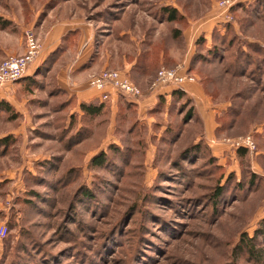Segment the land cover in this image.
<instances>
[{"label": "rangeland", "instance_id": "obj_1", "mask_svg": "<svg viewBox=\"0 0 264 264\" xmlns=\"http://www.w3.org/2000/svg\"><path fill=\"white\" fill-rule=\"evenodd\" d=\"M221 1L0 0L1 60L27 32L42 49L53 27H83L89 64L142 51L154 78L179 68L204 95L185 84L172 101L139 77L135 107L102 101L72 127L45 66L60 46L0 109V264H264V0ZM246 137L253 149L237 145Z\"/></svg>", "mask_w": 264, "mask_h": 264}, {"label": "crops", "instance_id": "obj_2", "mask_svg": "<svg viewBox=\"0 0 264 264\" xmlns=\"http://www.w3.org/2000/svg\"><path fill=\"white\" fill-rule=\"evenodd\" d=\"M57 29L53 27L48 32L45 42L42 44L41 52L36 61L29 68L25 80L16 84L7 85L0 93V101L7 102L9 104L11 103V105L14 106L13 92L20 87L22 91L28 89L32 82L31 80H33L37 74V70L48 63L50 58L54 57V53L59 49L60 46L62 47L63 51V53L61 52L62 58H65L69 52H73V54L78 53V56L76 55L74 61L67 60L66 64L63 66H59V62L62 58L55 60L58 57L56 56L51 63L48 65L46 64L45 66L50 67L47 69V74L55 70L54 80L57 85V89L62 93L69 95L67 102L71 99L73 100V104L70 106V108H72L73 111H76L74 114H76V116L78 115L77 117L82 115L80 110V105L82 103H95L99 102V100L100 103H103L100 93L91 88L89 85V80L93 75L104 70H117L127 74L135 84L138 83L139 77L146 80H150L153 77V72L155 70L153 69L154 62H145L143 59L141 60V63H139L142 51H140L132 60L125 56L122 60V67H120L121 64H113L110 60V54L108 53L105 55L104 62L96 65H93V63L89 64L94 51V48L92 47L94 40L93 37L90 36L89 32L83 27L68 30L66 32ZM69 34H72L71 40L66 39ZM64 42L66 43V46L64 45ZM19 45L20 46H18L17 49H8L9 46L2 47L1 50H3L4 58L2 60L0 59V63L10 56L24 55L27 51V48H25L23 43H20ZM96 66L98 67L96 68ZM171 68L174 69L175 67ZM95 69L101 70L96 72ZM184 87L190 96H193L194 98L198 97V99L202 98L203 91L201 85L188 83ZM174 90V88L170 89L171 94ZM120 99L121 98L118 95H113L110 98L109 103L113 107L116 106V108H118L122 100ZM163 128L165 131L167 126H164Z\"/></svg>", "mask_w": 264, "mask_h": 264}, {"label": "built area", "instance_id": "obj_3", "mask_svg": "<svg viewBox=\"0 0 264 264\" xmlns=\"http://www.w3.org/2000/svg\"><path fill=\"white\" fill-rule=\"evenodd\" d=\"M219 4L220 7L228 9L233 4V0H223ZM26 38L27 51L24 55L10 56L0 63V92L7 85L26 77L29 68L41 52V44L32 32H27ZM194 81V77L182 72L179 68H161L151 82L150 90L156 92L170 87L179 89ZM89 85L100 93L102 101H109L113 95H118L129 102H136L143 94L141 88L127 74L117 70H104L93 75ZM237 145L253 149L251 137L241 139Z\"/></svg>", "mask_w": 264, "mask_h": 264}, {"label": "trees", "instance_id": "obj_4", "mask_svg": "<svg viewBox=\"0 0 264 264\" xmlns=\"http://www.w3.org/2000/svg\"><path fill=\"white\" fill-rule=\"evenodd\" d=\"M225 30H226V28H225ZM215 31V30H214ZM215 33H218L217 34V36L219 35V36H221V35H223L222 34V32H221V30H218L217 29V32H215ZM215 33H213V35H215ZM215 37H216V35H215ZM215 45V44H214ZM211 55H214L215 56V54H214V51H213V49L212 50H210V52H208V56H211ZM38 74H39V72H38ZM37 75V74H36ZM32 81V80H31ZM186 96H187V94H186V92H185V90H183V89H175L174 91H172V94H171V97H172V101H176V102H181V101H183V99H185L186 98ZM122 99V100H121ZM120 100H121V104L120 105H124L125 107H127L128 109H131V108H133V107H135V103L134 102H129V101H127V100H125L124 98H121ZM160 99L161 100H163L162 102H161V104H163L164 105V107L166 106V105H170V103L172 102H170L169 104L166 102V98L165 97H160ZM73 100L71 99V100H69L68 102H67V104H69V106H71L72 104H73V102H72ZM105 103L103 102V103H98V102H95V103H82L81 105H80V110H81V112H82V116H84V117H87L88 119H90V118H96V117H98L100 114H102V112H103V110H104V108H105ZM12 108V106H11V104H9V103H7V102H4V101H0V109L1 110H3V111H6L7 113H9L10 112V109ZM75 115V116H74ZM78 116V115H77ZM76 116V114H73V118H72V127H73V125H75V121L76 120H78V117ZM169 127V126H168ZM168 127L166 128V130H165V132L167 131V129H168ZM138 129V128H137ZM172 132V130H170V132L169 133H171ZM4 142L6 141V140H3ZM9 142V141H8ZM240 151H243V149H240ZM102 159H106V157H105V155H103V154H101L100 156H97V157H95L94 158V162H96V163H98V164H100V165H102V164H104V160L102 161ZM219 193H217V194H215V197L216 198H218L219 197ZM250 253H253V250L251 249L250 250Z\"/></svg>", "mask_w": 264, "mask_h": 264}]
</instances>
